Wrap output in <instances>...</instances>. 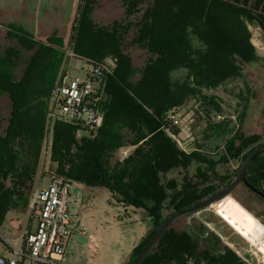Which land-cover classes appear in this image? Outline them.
<instances>
[{
	"label": "trees",
	"instance_id": "16d2710c",
	"mask_svg": "<svg viewBox=\"0 0 264 264\" xmlns=\"http://www.w3.org/2000/svg\"><path fill=\"white\" fill-rule=\"evenodd\" d=\"M93 3L80 0L68 46L76 58L102 70L105 117L96 133L53 118L52 92L64 62L63 40L51 37L41 43L13 27L4 35L0 231L9 213L30 208L41 186L47 146L49 178L106 189L125 216L146 213L152 228L133 251L127 263L132 264L168 217L227 188L246 157L264 143V128L261 135L243 132L247 98L234 126L224 101L207 94L244 79L245 67L261 60L250 28L264 33V0H122L125 13L111 25L93 19ZM109 57L114 69L98 66ZM20 67L18 79L15 71ZM5 100L10 117L3 132ZM193 102L209 120L210 134L204 140L222 139V146L212 150L195 139L196 150L188 154L167 132L168 114ZM124 149H131L127 158L120 155ZM246 178L264 193V152L249 165ZM180 222L165 231L141 264H243L213 231L192 233L178 228ZM215 223L213 216L203 222Z\"/></svg>",
	"mask_w": 264,
	"mask_h": 264
},
{
	"label": "rangeland",
	"instance_id": "374dc122",
	"mask_svg": "<svg viewBox=\"0 0 264 264\" xmlns=\"http://www.w3.org/2000/svg\"><path fill=\"white\" fill-rule=\"evenodd\" d=\"M95 1L92 6L95 8L92 14L93 19L100 25H111L114 20H121L123 13H125L124 5L121 0H91ZM74 0H66L65 4L61 6V17L56 22V27L59 33L58 37L63 38L69 34L71 28V18L74 16V9L77 5L73 4ZM44 7L42 10H44ZM54 8V7H53ZM76 13V10H75ZM43 16L53 18L55 16L54 10L49 7L43 11ZM52 22V20H50ZM252 41L255 45L261 60L253 65L245 67L244 79H240L237 82L229 84L226 88H220L217 90L207 91V94L217 96L224 101L223 107L226 113V117L234 121V126H238L239 115L242 111L240 105H244L243 98H247L245 103L247 117L243 122V132L250 135L263 134L264 128V33L256 26H252ZM1 30V29H0ZM5 34L0 32V46L6 44ZM70 39V38H69ZM69 42V41H68ZM0 47V56H3V48ZM75 54V53H74ZM98 65H102L112 70L115 68L112 59L109 57ZM64 70L73 77L82 73V70H88L89 64L79 60L78 58L68 59L66 58L63 65ZM16 76L18 79L22 76L23 67L16 69ZM182 75L178 74L177 77ZM4 106L3 126L1 131L5 132L8 127L10 117L9 102L6 100ZM8 107V108H7ZM8 109V110H7ZM60 108L55 109L56 115H60ZM181 116L185 121H193L191 124L192 132L198 143L207 146L208 148L215 149L217 146L223 145L222 139H210L204 140L208 131V122L205 113L202 110V106L193 102L186 109L181 112ZM87 136L86 133H82ZM215 143L217 145H215ZM46 155L42 160L39 185L36 189L38 191L43 186H46L49 181L50 162L49 152L46 146ZM215 153V152H211ZM38 185V186H39ZM264 189V188H263ZM90 191L82 195V203L79 204L80 209L73 215L75 226L82 229H86L90 234L94 233L95 243L98 244L99 253L96 257V264H120L122 259L126 258L130 254V250L133 246H140V243L145 238L144 233L152 228L151 221L143 211H135L129 213V216H125L124 209L113 199L110 192L103 188H88ZM233 199H232V198ZM236 200L243 208H239L236 205H232L231 201ZM216 204V203H215ZM213 204V205H215ZM221 206V214L227 218L226 220L233 222L238 226L245 225V219L250 222H255L256 218H259L264 223V201L260 200L256 196L249 193L245 187L240 184L233 191L232 195ZM211 209V210H210ZM224 210V211H223ZM31 208L26 213L16 212V231L9 233L10 239H14L19 234V226L27 228L32 217ZM18 215V216H17ZM214 217L215 224H203L209 217ZM255 216V217H254ZM11 213L7 217L4 225L6 229L14 226V222L11 221ZM181 222L177 223V227L186 229L192 233H201L204 235L208 231H213L217 235L223 245L235 248L238 250L239 255L243 260V264H257V259L251 252V249L247 242L235 233V231L225 223L217 214H215L213 206H210L205 211L190 214L180 218ZM205 220V221H204ZM6 223L8 227H6ZM232 223V224H233ZM3 225V227H4ZM151 227V228H150ZM251 229V228H249ZM242 232H244L242 230ZM16 247H21L19 242L14 241ZM204 247L207 245L204 243ZM7 257L11 255L6 253Z\"/></svg>",
	"mask_w": 264,
	"mask_h": 264
},
{
	"label": "built area",
	"instance_id": "2783aa9c",
	"mask_svg": "<svg viewBox=\"0 0 264 264\" xmlns=\"http://www.w3.org/2000/svg\"><path fill=\"white\" fill-rule=\"evenodd\" d=\"M65 51L68 59L76 58L68 45ZM89 65L92 68L83 70L80 75L73 77L66 70L63 71L58 85L52 92L53 118L74 123L82 131L96 133L102 127L105 117L101 107L102 70L94 64ZM102 67L107 69L105 66ZM57 107L61 110L60 115L55 113ZM181 112L172 111L168 114L167 132L181 150L190 154L196 150L195 137L191 128L193 121H185ZM130 152L131 149H124L120 155L122 158H127ZM50 179L47 187H42L35 193L31 203V213L37 228L23 237L25 248L16 249L9 240L8 234L0 231V264H60L64 260L71 230L75 225L71 213L73 182L60 177ZM229 197L212 205L215 214L247 242L257 259V264H264V223L259 218H256L255 222L245 219L243 227L239 224L236 226L233 222L229 223L220 211L222 203ZM76 202H80L79 196ZM75 228L82 235H89L88 231L80 228L79 225ZM230 248L238 253L235 248ZM5 253L11 256L7 257Z\"/></svg>",
	"mask_w": 264,
	"mask_h": 264
},
{
	"label": "crops",
	"instance_id": "0c3cea01",
	"mask_svg": "<svg viewBox=\"0 0 264 264\" xmlns=\"http://www.w3.org/2000/svg\"><path fill=\"white\" fill-rule=\"evenodd\" d=\"M65 1L66 0H0V29H1L0 32L5 34L8 31L9 27H13L17 30H20L30 35L31 37H33L34 40L41 43H45L48 38H51L53 36L58 37V34L56 33L59 32L56 27V22L61 17L60 15L62 12L61 6L65 4ZM79 3L80 0H74L73 2L74 5H77V8L74 9V14H73L74 16H72L70 20L72 24L69 30V34H67L66 37H64V39L58 38V39H62L65 44L64 61L67 58L65 50L69 43L68 42L70 40L69 38H71V31H72L71 29L76 19ZM121 5H122V0H121ZM44 7L46 8L42 10ZM49 7H51L55 12V16L53 18L43 16V11H45ZM50 20H52V22ZM63 65L59 79L61 78L64 71ZM215 145L217 144L215 143ZM50 180L51 179L49 178L48 184L43 187H47L50 183ZM88 188L90 187L78 183H73V192H72L73 203L71 204L72 217L78 212V209H80L79 204L83 202L82 195L83 194L85 195L87 192L88 194L90 193V191H87ZM77 196H79L80 198V202L78 203L76 202ZM15 214L16 212H11V217H10L12 223L14 222V226L10 227L9 229H6L4 225V227H2L1 229V232L7 233L8 236L9 233L15 232L17 228L16 222L18 220ZM76 221L77 220H75V222ZM6 227H8L7 223H6ZM75 227L76 226L73 225L69 237V241L66 246V254L64 260L60 264H96V257H93V255L95 256L98 255L99 247L98 244L95 243L96 237L94 233L90 234L88 232L89 235L85 236L82 235L80 232H78ZM36 228H37V223L35 219L31 217L29 226L24 229L23 226L20 225L19 234H17L14 239L13 238L10 239L9 237V240L12 243H14V241L19 242L21 247L18 248L16 247V245L14 244L13 245L16 249L22 250L23 248H25V241L23 240V237L28 232H34ZM148 231L144 233V237H146ZM136 246L137 245L132 247V249L130 250V254H128L126 258L122 259L120 264H127L130 261L132 253L136 249ZM4 255H6V253Z\"/></svg>",
	"mask_w": 264,
	"mask_h": 264
},
{
	"label": "water",
	"instance_id": "95a60500",
	"mask_svg": "<svg viewBox=\"0 0 264 264\" xmlns=\"http://www.w3.org/2000/svg\"><path fill=\"white\" fill-rule=\"evenodd\" d=\"M264 152V143L257 146L242 162L238 173L235 177V179L231 182V184L222 190L221 192L217 193L216 195L209 197L208 199L188 208L181 212H178L170 217H168L164 223L159 227V229L155 232V234L152 236V238L148 241V243L145 245V247L142 249L138 257L134 260L132 264H141V262L144 260V258L147 256V254L152 250V248L158 243L159 239L162 237V235L165 233L166 230L178 219L198 213L206 208H209L213 204L223 200L224 198L231 195L232 191L240 184H244L250 191L255 193L257 196H259L261 199L264 200V193L256 188H254L250 183L248 182L246 175L249 165L252 163V161L261 153Z\"/></svg>",
	"mask_w": 264,
	"mask_h": 264
}]
</instances>
